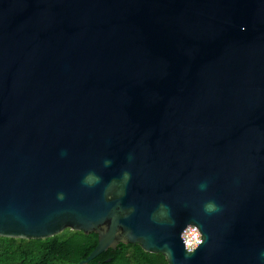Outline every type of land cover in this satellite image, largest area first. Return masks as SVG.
Here are the masks:
<instances>
[{
    "label": "water",
    "instance_id": "95a60500",
    "mask_svg": "<svg viewBox=\"0 0 264 264\" xmlns=\"http://www.w3.org/2000/svg\"><path fill=\"white\" fill-rule=\"evenodd\" d=\"M65 229L264 264V0H0V237Z\"/></svg>",
    "mask_w": 264,
    "mask_h": 264
},
{
    "label": "trees",
    "instance_id": "16d2710c",
    "mask_svg": "<svg viewBox=\"0 0 264 264\" xmlns=\"http://www.w3.org/2000/svg\"><path fill=\"white\" fill-rule=\"evenodd\" d=\"M92 234L65 229L46 239L0 237V264H77L96 246ZM87 264H166L159 254L143 252L136 244H117Z\"/></svg>",
    "mask_w": 264,
    "mask_h": 264
},
{
    "label": "built area",
    "instance_id": "2783aa9c",
    "mask_svg": "<svg viewBox=\"0 0 264 264\" xmlns=\"http://www.w3.org/2000/svg\"><path fill=\"white\" fill-rule=\"evenodd\" d=\"M195 237V238H194ZM200 236L193 226H187L180 234V239L186 251H192L201 243ZM197 240L199 242H197Z\"/></svg>",
    "mask_w": 264,
    "mask_h": 264
},
{
    "label": "clouds",
    "instance_id": "9594fccd",
    "mask_svg": "<svg viewBox=\"0 0 264 264\" xmlns=\"http://www.w3.org/2000/svg\"><path fill=\"white\" fill-rule=\"evenodd\" d=\"M206 208H207V210H209V211L215 210V206L212 205V204L207 205Z\"/></svg>",
    "mask_w": 264,
    "mask_h": 264
},
{
    "label": "snow or ice",
    "instance_id": "6c2138e0",
    "mask_svg": "<svg viewBox=\"0 0 264 264\" xmlns=\"http://www.w3.org/2000/svg\"><path fill=\"white\" fill-rule=\"evenodd\" d=\"M195 238V237H194ZM197 242H199L198 240H197Z\"/></svg>",
    "mask_w": 264,
    "mask_h": 264
}]
</instances>
